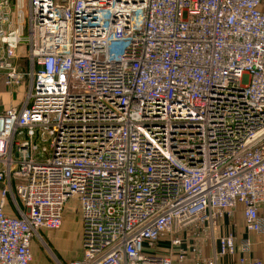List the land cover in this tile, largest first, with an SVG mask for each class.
Here are the masks:
<instances>
[{"label": "built area", "instance_id": "2783aa9c", "mask_svg": "<svg viewBox=\"0 0 264 264\" xmlns=\"http://www.w3.org/2000/svg\"><path fill=\"white\" fill-rule=\"evenodd\" d=\"M0 74V264L74 204L67 264H262L264 0H0Z\"/></svg>", "mask_w": 264, "mask_h": 264}, {"label": "crops", "instance_id": "0c3cea01", "mask_svg": "<svg viewBox=\"0 0 264 264\" xmlns=\"http://www.w3.org/2000/svg\"><path fill=\"white\" fill-rule=\"evenodd\" d=\"M22 89H24V87L17 90L14 96L11 95V97L13 98V102L12 101L7 102L5 97L9 94H8L7 88L4 83V76L0 74V113L4 112L6 109L10 108L11 106H14V107L20 106L23 99L21 100L19 99L20 101L18 102L15 101L14 99H15V96H17L23 91ZM8 211L10 210L8 209ZM260 216L264 220V208H261ZM71 224L72 223L70 221L64 220V223L62 226L63 228L60 229V231L58 230L59 232L52 234L51 232L45 231V232H42L41 236L44 238V240L48 239L51 242L56 241L55 243H59L57 239H59L63 233L67 232L68 226H71ZM229 233H233L236 236L237 243H240L242 239H249L251 241L252 246H251V251L248 257H250L253 260H259L261 261L262 264H264V232H262L261 234H256V233L246 231L241 208L236 209L233 216L231 217L226 216L220 222L218 226V229H217L218 236H223ZM35 246L36 245L34 242L33 252H34ZM210 256H211V252H210L209 246L205 244L203 247L202 262L200 264H203V262L205 263V260H208ZM80 257L81 255L78 258ZM239 258H240V252L235 256H227V257L221 258L219 260V264H240ZM33 264H51V262L49 261L36 262L35 261L33 262Z\"/></svg>", "mask_w": 264, "mask_h": 264}, {"label": "rangeland", "instance_id": "374dc122", "mask_svg": "<svg viewBox=\"0 0 264 264\" xmlns=\"http://www.w3.org/2000/svg\"><path fill=\"white\" fill-rule=\"evenodd\" d=\"M74 81H76V79H74ZM6 88L9 95H7L5 99L7 102H13L11 95L14 96L15 93L8 89L7 86ZM22 90L23 91L20 94L15 96V101L18 102L23 99L25 88ZM67 220L72 224L71 226H68L67 232L63 233L60 238L57 239L59 243H55L56 241L51 242L46 238V243L43 244L40 241H35L36 246L34 248V262L49 261L51 264H66L67 262L76 259L81 255V224L79 207L77 205L74 204L67 209L65 221ZM59 231L51 233L55 234ZM195 235L197 236V233Z\"/></svg>", "mask_w": 264, "mask_h": 264}]
</instances>
